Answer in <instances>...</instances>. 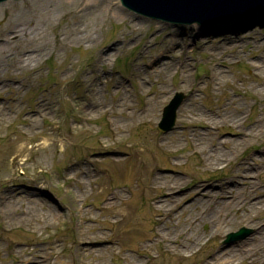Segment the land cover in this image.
I'll use <instances>...</instances> for the list:
<instances>
[{"label": "rangeland", "instance_id": "obj_1", "mask_svg": "<svg viewBox=\"0 0 264 264\" xmlns=\"http://www.w3.org/2000/svg\"><path fill=\"white\" fill-rule=\"evenodd\" d=\"M87 2L0 4V44L8 36L0 49V264H208L245 240L227 246L228 232L244 226L246 240L256 237L264 222L263 28L197 45L203 26L175 28L115 0L78 12ZM37 47L39 61L13 67ZM175 92L187 99L159 145V113ZM227 185L238 200L217 233L206 218L232 200L219 196ZM196 235L192 250H178ZM257 249L239 264H264V244Z\"/></svg>", "mask_w": 264, "mask_h": 264}, {"label": "water", "instance_id": "obj_2", "mask_svg": "<svg viewBox=\"0 0 264 264\" xmlns=\"http://www.w3.org/2000/svg\"><path fill=\"white\" fill-rule=\"evenodd\" d=\"M127 4L137 10H142L150 15L157 17H173L178 14L177 18H182L185 21L199 19L203 14L216 15L224 13L236 14L245 9L256 7L255 5L264 4V0H126ZM6 2H21V1H6ZM4 2L3 4L5 5ZM247 19L244 25L240 21L232 23L217 24L203 26L198 38L197 45H203L210 42L218 41L219 38L223 41L224 38H243L247 33H254L256 28H263L264 31V13L260 16L244 17ZM154 21V20H153ZM199 25L180 26L175 25V28H192ZM237 234H232L236 236Z\"/></svg>", "mask_w": 264, "mask_h": 264}, {"label": "bare ground", "instance_id": "obj_3", "mask_svg": "<svg viewBox=\"0 0 264 264\" xmlns=\"http://www.w3.org/2000/svg\"><path fill=\"white\" fill-rule=\"evenodd\" d=\"M96 4H97L96 0H88L87 3H83V4L79 3L78 6L80 7V9L78 12L82 11L87 5L93 6ZM24 33H25V31L22 32V34H24ZM37 33H34L33 35H31L30 38H32ZM5 45H7V41L0 44V49L3 48ZM39 52H40V50L37 47L33 50H29V52H25V53L20 54V56L17 57V61H15L16 63H14L13 67H16V68L17 67H23L24 68V67H28L30 62H32V64H34L36 61H39L41 58ZM29 120L31 123H34L33 122L34 119H29ZM34 125L35 124L31 125L30 127L33 128ZM255 128H256V125L253 122L251 127L249 128V130H254ZM245 135L250 136L251 133L248 132ZM241 142H243V141L241 140ZM206 157L208 158V155ZM160 178H161V175L159 176V180H160ZM177 182H181V179L177 180ZM174 186H175L174 183L171 182V185L166 186V188L168 191H170ZM229 187L230 186L227 185V187L225 188V190H227V191L224 194H220L219 196L225 200H228L230 198L232 200L227 201V202H225L223 200L219 204V206H216V208L215 207L212 208V209H215L214 212L217 215V217L215 219L213 218L212 214H209L206 218L207 220L210 219V220L217 221V222L213 223L216 226H218L217 230H216L217 233L222 230L220 226H221L222 221H223V215H224L223 212L228 211V208L232 207L235 204V202H237V200H238L237 195L235 197H232L231 191H230L231 188H229ZM198 194H200V192ZM201 194L203 196H209L208 193H206L207 194L206 195L204 191H202ZM213 195H216V194L214 193ZM166 196H169V195L167 194ZM171 199L174 200V197L173 198L171 197ZM176 200H178V199H175V201ZM157 201L160 203L159 205H156L157 207L160 208V206L164 205L165 200H157ZM175 201L171 204L172 206H173V204L176 203ZM197 201H199V200H197ZM257 202L258 201L255 200L254 202H252L250 204V206H255ZM199 203H201V202H199ZM1 211H3L4 217H6L7 213H5L4 209H2ZM211 222H213V221H211ZM263 228H261V227L258 228L259 232L257 233L256 237L249 238L247 240L245 239L244 241H241L240 243L235 244L233 247H228V248L216 253L215 255H213L212 258H213L214 262H219L220 264H226V263H228V264H239L240 262H243V260H245V259H248L249 262L251 260H254L256 258L257 252L259 251V249H257V247L264 244V230L260 231ZM194 233H195V229H194V231L192 230V234L186 238L188 239L189 237H193ZM166 239H168V237H166ZM199 239H200L199 235H196V236H194L192 241L186 240V241L182 242L181 244L179 243L178 250L179 251L181 250V252L192 250L193 249L192 245H195L196 243H198ZM258 243H259V245L257 246ZM174 249H175V247H172V250H174ZM251 257H252V259H251ZM213 260L208 264H213L214 263ZM248 264H250V263H248Z\"/></svg>", "mask_w": 264, "mask_h": 264}]
</instances>
